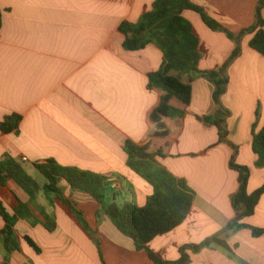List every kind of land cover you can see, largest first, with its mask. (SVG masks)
Returning <instances> with one entry per match:
<instances>
[{"label": "crops", "instance_id": "crops-1", "mask_svg": "<svg viewBox=\"0 0 264 264\" xmlns=\"http://www.w3.org/2000/svg\"><path fill=\"white\" fill-rule=\"evenodd\" d=\"M156 0H0V161L11 157L30 176H43L36 168L49 160L63 167L102 175L111 187L106 205L116 201L143 207L152 187L127 166V141L144 145L155 132L149 115L159 93L149 88V75L163 65L164 56L149 45L137 52L124 48L123 23H138ZM196 6L234 34L253 26L258 0H193ZM201 41V71L222 67L236 45L224 33L213 32L200 15L186 11ZM253 35L241 40L242 53L228 69L229 85L221 103L230 112L228 143L220 142L218 129L198 117L214 115V85L202 77L185 84L193 88L192 103L182 121L169 122L166 157L158 162L177 178L185 179L196 193L186 221L174 231L158 236L148 248L163 261L175 262L187 245H199L219 234L234 220L231 197L237 193L238 173L230 161L250 168L248 192L264 185V168L255 166L253 130L264 127V57L250 47ZM172 75H177L173 72ZM260 109L257 122L256 113ZM13 114L22 121L18 131L5 133L4 119ZM26 158L27 162L22 159ZM40 185L48 184L47 179ZM59 187L64 198L82 212L86 230L69 206L41 193L37 204L56 217V230L19 220L16 232L21 251L8 254L4 246L5 221L0 214V264H154L146 251H138L102 215L90 195L72 190L66 181ZM30 197L14 182L0 188V199L9 213ZM52 199L53 204H50ZM34 209V208H33ZM35 215L43 221L39 212ZM242 223L264 230V195L255 214ZM30 237L38 254L24 240ZM236 258L221 248L188 252L189 264H264V236L250 228L228 238Z\"/></svg>", "mask_w": 264, "mask_h": 264}, {"label": "trees", "instance_id": "trees-1", "mask_svg": "<svg viewBox=\"0 0 264 264\" xmlns=\"http://www.w3.org/2000/svg\"><path fill=\"white\" fill-rule=\"evenodd\" d=\"M186 11L197 13L209 29L224 33L235 43L236 47L232 55L222 67L210 71L200 70V62L203 59L201 41L192 23L184 17ZM1 26L0 12V29ZM120 32L125 36L124 48L127 51L137 52L149 45H155L164 56L160 70L149 75L150 90L160 95L158 105L149 115V121L154 126L155 132L151 135L150 141L144 145L132 141H127L125 145L128 168L152 187L153 194L148 197L143 207L130 202L120 205L116 201L106 205L105 199L111 184L108 178L102 175L63 167L56 161L49 160L44 164L35 165L48 181L47 185L42 186L28 174L20 162L6 157L0 161V188L5 189L9 181H14L30 197L29 202L24 203L15 196L17 206L13 214L8 212L0 199V214L6 224L2 232L6 252L12 254L21 251L16 232L19 220H27L33 226L42 224L49 232L56 230L55 215H50L37 204L42 192L48 197L53 195L69 206L80 224L88 230L83 213L64 198L59 187L60 182L64 180L72 190L93 197L101 206L98 217L107 216L124 236L134 241L138 251L147 252L154 264H189L191 258L188 252L199 253L205 248H221L235 259V253L227 241L233 232L250 228L254 237L264 236V230L242 223L255 214L264 195V185L254 193L248 192L251 171L250 168L236 163L238 148L231 145L235 153L230 161V169L238 173L239 188L231 197L236 217L223 231L203 243L182 247L181 258L175 262L163 261L148 248V245L158 236L174 231L186 221L196 193L185 179L174 176L160 165L157 159L166 157L169 138L173 135L169 122L182 121L192 103L193 88L191 84H185L183 81L187 76L191 83L197 77H202L214 85L213 100L217 110L214 115L198 117V120L207 126H215L218 129L220 142L228 143L227 119L230 117V112L221 103L229 85L228 69L240 57L241 40L246 34L253 35L250 47L264 57V0H258L256 21L253 26L239 34L224 28L203 8L196 6L193 0H156L152 10L143 14L138 23L125 22L121 25ZM173 72L177 75H172ZM256 117L258 122L260 109ZM21 121L20 115L8 116L2 123V129L5 133L17 132ZM256 126L257 123L253 130L252 151L257 157L256 168L263 169L264 127L257 133ZM50 204H53L52 199ZM33 208L39 212L43 221L38 219ZM24 240L38 254L41 253V249L30 237H25ZM4 264H9L8 260Z\"/></svg>", "mask_w": 264, "mask_h": 264}, {"label": "rangeland", "instance_id": "rangeland-1", "mask_svg": "<svg viewBox=\"0 0 264 264\" xmlns=\"http://www.w3.org/2000/svg\"><path fill=\"white\" fill-rule=\"evenodd\" d=\"M228 128V127H227ZM25 166V165H24ZM32 176H34L36 179L39 180L40 183L44 182L45 181V178H43V176H40L39 174L35 173V172H32L31 173ZM109 190V189H108Z\"/></svg>", "mask_w": 264, "mask_h": 264}, {"label": "built area", "instance_id": "built-area-1", "mask_svg": "<svg viewBox=\"0 0 264 264\" xmlns=\"http://www.w3.org/2000/svg\"><path fill=\"white\" fill-rule=\"evenodd\" d=\"M22 161H23V162H27V159H26V158H24V159H22Z\"/></svg>", "mask_w": 264, "mask_h": 264}]
</instances>
